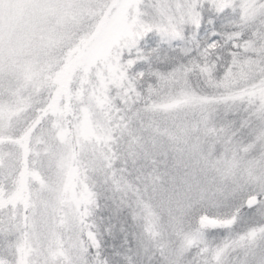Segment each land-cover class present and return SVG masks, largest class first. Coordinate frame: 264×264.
<instances>
[{
	"label": "snow or ice",
	"instance_id": "snow-or-ice-1",
	"mask_svg": "<svg viewBox=\"0 0 264 264\" xmlns=\"http://www.w3.org/2000/svg\"><path fill=\"white\" fill-rule=\"evenodd\" d=\"M0 264H264V0H0Z\"/></svg>",
	"mask_w": 264,
	"mask_h": 264
}]
</instances>
